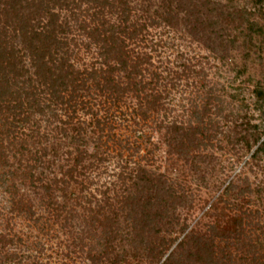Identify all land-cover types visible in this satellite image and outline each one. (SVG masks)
<instances>
[{"label":"rangeland","instance_id":"rangeland-1","mask_svg":"<svg viewBox=\"0 0 264 264\" xmlns=\"http://www.w3.org/2000/svg\"><path fill=\"white\" fill-rule=\"evenodd\" d=\"M160 2L128 0L129 22L140 20L141 7L149 5L152 13ZM180 6L183 11L173 12L172 27L148 26L145 46L138 47L151 55L154 67L150 70L165 76L161 80L165 86L156 93L159 106L143 107L139 113L131 110L137 104L130 93L122 97L114 110L115 142L105 141L107 145L98 150L103 160L93 159L87 178L77 176L79 183L72 182L68 188L79 196L66 207L74 216L68 223L75 227L65 228L64 221L53 217L46 219L49 200L41 189L35 192L28 181L21 184L19 178L5 175L18 161L24 164L26 156L11 147L0 149V233H7L11 241L0 252V264L5 260L6 264H30L33 259L40 264H89L88 256L103 251L116 264H162L169 254L171 264H264V155L252 158L258 143L253 145L249 139L248 149L241 140L253 125L262 133L259 142L264 138V114L254 95V88L264 85V6L260 13L253 0H182ZM105 11L109 23L119 22V15ZM60 12L63 20L67 11ZM80 20L93 26L89 16ZM252 22L257 25L251 26ZM74 30L69 34L74 40L69 46L70 61L79 69L104 67L106 60L98 54L102 42L86 31ZM124 44L136 46L127 40ZM184 66L188 68L182 73ZM148 79L145 74L144 80ZM92 108L98 117L105 115L99 105ZM91 116L78 112L81 121L89 122ZM48 129L42 121L40 135L52 134ZM93 129L91 139L84 140L86 148L78 145L81 152L91 153L90 140L100 134ZM33 141L35 137L27 138L26 146ZM39 145L38 151L43 152V144ZM67 148L63 145L58 150L54 166L38 169L36 175L43 171L48 177H60L67 164L63 154ZM45 152L51 153L49 146ZM138 166L163 175L180 197L175 204L151 205L162 196L154 188L139 193L123 190L130 181L125 178L123 185L120 176L129 177ZM11 185L27 198L30 214L12 211L18 196L8 189ZM91 194L98 205L106 204L103 209L97 207V213L88 210H96L95 202L84 201ZM166 215L175 218L177 225H167ZM162 236L171 240L165 253L156 255ZM73 237L83 240L72 249Z\"/></svg>","mask_w":264,"mask_h":264},{"label":"trees","instance_id":"trees-1","mask_svg":"<svg viewBox=\"0 0 264 264\" xmlns=\"http://www.w3.org/2000/svg\"><path fill=\"white\" fill-rule=\"evenodd\" d=\"M181 1L161 0L159 9L152 13H149L151 8L149 5L143 6L139 10L140 20L130 22L132 10L128 0H21L18 3L0 1V37H3V40H0V128H2L0 149L3 152V149L11 147L21 156H26L24 164L18 161L12 170L7 169L5 175L8 173L19 178L21 184L28 181L35 192L41 189L42 195L49 200L46 203V207L50 208L46 209L47 220L53 217L56 221L58 219L64 221L62 226L65 228L75 227L74 224L68 223L74 216L66 207L71 200L75 201L79 196L68 191V188L72 182L79 183L77 176L87 178L91 167L94 168L93 159L103 160L98 150L100 146L106 144L105 141L115 142L113 136H116L112 133L116 123L114 110H118L117 105L122 102V97L130 93L137 104V107L131 110L139 113L143 112V107L159 106L156 93L165 86L161 81L165 76L156 69L150 70V67H154L151 55L138 47L141 44L145 46L148 26L157 27L161 23L173 26V21L176 20L173 12L182 8ZM253 4L260 13L264 0H253ZM55 8L59 11L55 12ZM106 8L107 12L119 15V22L109 23L104 18ZM61 9L67 11L63 20L59 18ZM80 16H89L93 26L81 22ZM255 25L257 24L251 23V26ZM74 29L86 31L91 38L96 37L95 40L102 42L104 46L101 45L98 54L106 60L104 67L79 69L70 61L72 50L69 46L74 40L69 34L75 31ZM262 29V26L258 27L259 31ZM116 39L120 42L117 43ZM125 40L132 41L136 46L129 47L128 44H124ZM26 60L28 64L25 63ZM113 60L115 63L111 64ZM184 68L182 73L188 67ZM145 74L149 75L148 80H144ZM254 95L257 108L262 109L264 114V85L256 86ZM97 105L104 109V116L98 117L93 110L92 107ZM79 111L92 115L89 122L79 120ZM42 121L52 134L43 131L42 136L40 135ZM93 128L100 134L96 139L90 140V134H95ZM261 134L258 126L253 125L247 135L249 138L241 135V140L248 149L252 146L249 139L253 145L258 143L252 158L258 157L259 154L264 155V138L259 142ZM32 137H35L36 141L31 143L32 146H26L27 138ZM86 138H90L94 144L91 153H87L86 149L82 152L78 149V145L86 148L87 143L84 141ZM39 144H43L41 148L43 152L38 151V147H41ZM63 145L70 149L67 148L68 150L63 152L67 164L64 171L60 170V177L54 174L53 177H48L43 171L36 175V170L49 169L56 164V159L60 156L58 150ZM48 146L51 153L45 152ZM1 155L3 157V153L0 154V158ZM48 156L52 158L49 159ZM86 160L87 165L84 164ZM2 164L3 167H7L6 163ZM21 169L25 171L20 172ZM120 177L123 185L126 182L125 178L130 181V184L123 188L125 192L129 188L135 189L138 193L144 188H154L156 194L161 193L160 200L150 203L151 205L168 206V203L175 204V200L180 198L167 184L163 175L151 173L142 167L134 168L129 177L123 175ZM8 189H13L18 196L12 202V211L30 214L27 198L20 196L14 185ZM106 198L109 197H104ZM95 199L91 194L90 199L86 198L84 201L89 204L95 202L96 210L91 207L88 210L97 213L96 211H99L97 207L103 209L106 204L98 205ZM130 209L133 210V207ZM157 216L160 217L161 214L157 213ZM169 216H165L168 219L166 224L170 227L176 226L177 220ZM6 234L0 233V252L5 251L4 248L11 243ZM158 239L154 252L156 255H162L171 237L162 236ZM81 240L83 239L73 237L70 247L73 249L77 245L80 246ZM182 243L181 241L179 246ZM152 244L155 243L151 241ZM79 249L81 250V247ZM88 257L89 264H116L106 251L100 252L98 256ZM1 264H6V260ZM30 264L40 262L33 259ZM162 264H171L170 254Z\"/></svg>","mask_w":264,"mask_h":264}]
</instances>
